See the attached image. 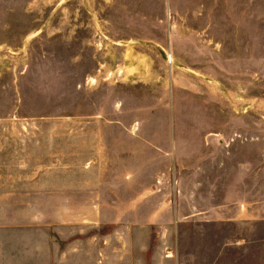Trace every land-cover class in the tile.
Wrapping results in <instances>:
<instances>
[{"label":"rangeland","instance_id":"obj_1","mask_svg":"<svg viewBox=\"0 0 264 264\" xmlns=\"http://www.w3.org/2000/svg\"><path fill=\"white\" fill-rule=\"evenodd\" d=\"M0 264H264V0H0Z\"/></svg>","mask_w":264,"mask_h":264}]
</instances>
